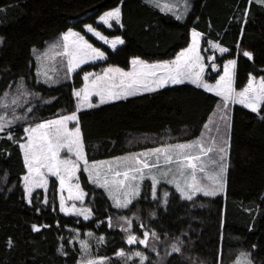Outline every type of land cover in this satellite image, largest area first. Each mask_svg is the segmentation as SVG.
Segmentation results:
<instances>
[{"label":"trees","instance_id":"trees-1","mask_svg":"<svg viewBox=\"0 0 264 264\" xmlns=\"http://www.w3.org/2000/svg\"><path fill=\"white\" fill-rule=\"evenodd\" d=\"M118 6L119 24L109 28L99 23L103 13ZM86 25L108 37L119 36L124 43L113 49L88 35ZM193 29L203 34V47L216 40L228 48L215 62L222 66L236 60V89H242L251 75H264V6L253 0H192L183 20L149 0H0V96L8 92L10 101L21 84L31 93L15 107V115L27 119L12 126L14 140L0 133V264H80L82 240L88 242L92 258L108 257L110 264H125L116 255L121 249L131 256L127 264H140V258L132 256L137 251L149 257L144 264H234L243 253L255 264H264V110L257 114L243 105L233 106L226 192L217 198L187 201L161 184L159 190L171 189L165 203L152 198L149 185L128 208H116L84 172L80 180L93 212L89 220L60 211L55 178L47 193L36 190L31 203L26 198L27 168L19 147L25 140L23 128L74 112V90L83 85L84 73L108 66L129 69L133 58L172 60L189 45ZM69 30L87 35L105 59L79 68L68 83L36 82L33 49ZM245 51L251 59L243 55ZM212 74L207 79L215 81L219 72ZM219 102L213 94L185 84L151 97L80 111L88 160L152 147L160 137L155 134L167 131L171 141L193 140ZM7 114L11 118V107ZM121 217L131 221L128 231L123 230L128 225ZM33 225L40 230L34 231ZM144 231H155L160 239L150 235L147 247L127 243L128 235L141 239ZM173 244L180 247L179 253L172 252Z\"/></svg>","mask_w":264,"mask_h":264},{"label":"snow or ice","instance_id":"snow-or-ice-1","mask_svg":"<svg viewBox=\"0 0 264 264\" xmlns=\"http://www.w3.org/2000/svg\"><path fill=\"white\" fill-rule=\"evenodd\" d=\"M150 2L162 11L174 12V5H162L159 0H150ZM257 2H264V0H257ZM249 3H251V0H249ZM184 11L185 13L188 11L187 0L184 2ZM121 16V8L116 7L105 12L99 19L104 25L111 28V22L115 21L119 24ZM176 18L182 19V15H177ZM86 27L89 32H92L104 43L110 44L113 49L118 44L124 43V40L119 36L108 40L100 32L95 31L91 25H86ZM191 35V45L181 51L173 61L148 64L139 58H135L131 61V71L125 72L119 68H108L104 71V75L96 76L90 82L89 78L93 74L85 73L83 77L84 87L74 92V95L78 98L76 111L69 115L61 114L56 119L36 123L34 127L29 125L23 128V131L27 134V139L25 143L19 144V147L23 151V161L28 171L23 180L29 203L32 202V192L35 188L47 187L48 175L59 180L61 193L67 188L68 200L83 201L86 193L82 191L78 182L79 178L76 175L80 170L81 163L88 173V180L105 189L116 208H128L133 199L139 197L140 185L146 177L151 180V192L154 199L156 198V186L161 182V179L174 185L181 196L187 200H192L198 193H202L204 196H216L225 190L229 149L227 129L230 128V124L227 123V117L224 116L220 117L222 121H225L223 134H221L219 126H216V135L214 136L205 137L202 134L199 139L188 143L164 144L143 153L117 158L115 165L110 162H93L89 164L84 152L77 112L85 106L88 108L96 107L97 105L91 103V97L94 95L99 97L100 104H105L135 96L140 91L153 92L168 84H183L185 80H188L198 88L215 92L217 96L222 98L224 107H227L229 103H240L253 113L259 114L264 110V76L259 78L258 83L255 77H251L247 86L237 92L233 86L234 81L231 71L236 66V60L233 59L224 65V75L220 76L215 84L205 82L204 73L209 65L205 64V58L200 54L199 44L202 34L193 29ZM62 39L63 51L56 52L55 55H62L67 58L69 72L76 71L81 64L87 62V59L105 58L104 52L94 48L79 33L69 30L63 35ZM211 46L218 48L221 53L228 51L227 48H223L219 44L212 43ZM243 55L249 59L252 57V54L247 51L243 52ZM45 58L53 59L54 56L45 54L44 57H41V59ZM207 59L213 61L210 67L215 69V58L209 56ZM38 75L45 77V83L51 80L47 71L41 72L38 69ZM16 93L10 101L8 92L0 96V110H3V114H0V133L6 132L8 140H14L12 126L17 121L27 119L26 116H16L15 107L20 106L21 98L31 95V93H27L22 84L17 86ZM24 102L27 103V100L25 99ZM10 107L13 114L9 119L7 110ZM32 111V108L27 109V112ZM261 119H264V115H261ZM73 121H76V126L69 128V123ZM204 127L211 131L208 124H205ZM62 150H66L68 154L65 158H61L60 153ZM73 180L77 182L73 183ZM163 195L164 202L167 203L169 193L164 192ZM45 203H47V200H45ZM60 211L83 215L85 220L91 216L90 208H77L75 203L72 204L71 208L65 207V197L63 195L60 196ZM121 219H124L128 225V228L123 230L128 231L131 227V221L125 217H121ZM109 221H111V217H109ZM32 227L34 231L40 230L36 225ZM109 227H111V223H109ZM88 235L92 236L93 234L88 233ZM150 235L155 237L157 241L160 239L155 231L151 233L144 231L143 239L130 234L127 237V243L134 244L138 242L147 247ZM98 242L102 243L103 237H99ZM9 246H11V242H9ZM80 247L82 252L80 264H110V258L108 257L91 258L87 241H80ZM151 250L156 251V248L153 247ZM60 251L63 252V248ZM180 251L178 245H172V252L179 253ZM116 255L124 258L125 264H127L128 259H131V256L126 254L123 249L118 251ZM132 256L139 257L140 264H144L145 261L149 260L147 255L139 251L132 253ZM241 256L246 258L247 254H241ZM237 264H241L239 259ZM246 264H251V261L246 260Z\"/></svg>","mask_w":264,"mask_h":264},{"label":"rangeland","instance_id":"rangeland-1","mask_svg":"<svg viewBox=\"0 0 264 264\" xmlns=\"http://www.w3.org/2000/svg\"><path fill=\"white\" fill-rule=\"evenodd\" d=\"M149 1H150V0H149ZM191 1H192V0H187L188 11H189V8H190V5H191ZM253 1H256V2H257V0H253ZM159 2H160L162 5H163V4L174 5V12H168V11L165 10L166 13L172 14V15H174V16H175L176 13H178L179 15H182V16H185V17H186V15H187V13H188V11H187L186 13H185V11H184V2H185V0H159ZM257 3H258V2H257ZM152 4H153V3H152ZM259 4H261V5L264 6V2H259ZM153 5H154V4H153ZM118 7H120V6H118ZM120 8H121V7H120ZM109 11H110V10H109ZM103 14H104V13H103ZM103 14H102V15H103ZM102 15H101V16H102ZM98 21H99V23L103 24V22H101L100 19H98ZM111 23H112V26H113V24L116 23V22H115V21H112ZM116 24H118V23H116ZM103 25H104V24H103ZM105 26L108 27L107 25H105ZM92 27H93V26H92ZM93 29H95V31L100 32L99 30H97V29L94 28V27H93ZM85 30H86V32H87L88 35L93 36V37H94L95 39H97L99 42H101V43H103V44H105V45L111 47L110 44H106V43H104V41L100 40V39H99L98 37H96L92 32H89V31L87 30V27H85ZM71 31H72V32H75V33H79V34H80L81 36H83L84 39L87 40L88 43H90L94 48H98L97 46H95V45H94V44L88 39L87 35H85V34L79 32V31H75V30H71ZM196 31H197V30H196ZM67 32H68V31H67ZM67 32H65V33H67ZM197 32H199V31H197ZM65 33H63L62 35L57 36V37H55V38H53V39L47 41L43 47L33 49V59H34V62H35V79H36V82L41 83V84H45V85H47V86H57V85L65 84V83H68V82L72 81V73L76 72L79 68H81V67H83V66H85V65L92 64V63H96V62H98V61H101V60H104V59H105V58H104V59H95V60H94V59H87V62L81 64L80 67L76 69V71H74V72H69L68 69H67V58L64 57V56H62V55H55L56 52H62V51H63V49H62L63 39H62V38H63V35H64ZM100 33H101V32H100ZM191 33H192V31H191ZM199 33H200V32H199ZM101 34H102L103 36L107 37L108 40H112V39L115 38V37H108V36H106V35L103 34V33H101ZM209 42H211V43H209ZM191 43H192V35H191L190 45H191ZM212 43L219 44V43H216L214 40H209L208 43H207V45H206L205 47H203V46H204V45H203V37H201V39H200V44H199V47H200V54H201V56H203V57L205 58V60H204L205 64H206V65H209V67H206V69H205V73H204V80H205V82H207V83H209V84H210L211 82L207 79V76L210 75V74H212V73L215 74V73L219 72V75H218V77L216 78V81H217V80L220 78V76L224 75V65L227 64V62H224L222 66H219V65L215 62L216 56H220V55H223V54H221V52L219 51L218 48H213V47L211 46ZM118 45H119V44H118ZM118 45H117V46H118ZM219 45H220V44H219ZM53 46H55V48H53ZM222 46H223V45H222ZM188 47H189V46H188ZM188 47H187V48H188ZM223 47H224V46H223ZM111 48H112V47H111ZM225 48H226V47H225ZM98 49H100V48H98ZM185 49H186V48H185ZM227 49H228V48H227ZM183 50H184V49H183ZM100 51L103 52L102 49H100ZM180 52H181V51H180ZM180 52H179V53H180ZM227 52H228V51H227ZM179 53H178V54H179ZM45 54H48L49 56H54V58H53V59H47V58H45V59H41V57H44ZM178 54H177V55H178ZM177 55H176V56H177ZM105 56H106V55H105ZM176 56H175V57H176ZM209 56L215 58V59H214V62H215V64H216V68H215V69H213V68L210 67V65L213 63V61L207 59ZM175 57H174L172 60H174ZM142 60H143V59H142ZM172 60H167V61H172ZM229 60H231V59H229ZM234 60H235V59H234ZM144 61H147V60H144ZM227 61H228V60H227ZM147 62L152 63V62H158V61H147ZM163 62H164V61H163ZM108 68H119V69H122V68H120V67H118V66H108V67H106V68H105L103 71H101V72H94V71L87 72V73H92V74H93V76L89 78V82H90L92 79H94L96 76L104 75V71H105L106 69H108ZM38 69H39L41 72H43V71H47L48 76L51 77V80H50L48 83H45V77H44L43 75H38ZM122 70L125 71V72H127V71L124 70V69H122ZM231 71H232V74H233V81H234L233 86H234L235 90H236L237 92H239V91L243 90V89L247 86L248 83H247L242 89H236V87H235V70H234V69H231ZM213 74H212V75H213ZM84 75H85V73L83 74V77H84ZM111 75H116V74H111ZM263 76H264V75H263ZM251 77H255V78H256V82L258 83V82H259V78H260L261 76H253V75H251L250 78H251ZM250 78H249V79H250ZM83 81H84V79H83ZM185 81H188V80H185ZM188 82H190V81H188ZM84 84H85V81H84L83 85H82L80 88H76V89L74 90V92H75V91H79V90H81V89L84 87ZM74 97H75V105H77V103H78V98H77L75 95H74ZM219 100H220V102H219L218 105H220V107L217 106L216 111L214 112V114H213V116H212L211 122H209V124H208V125H209V129H211V131H209L208 129H205V130L203 131V133H202L205 137H207V136H209V135H213V136L216 135V132H215V127H216V126H219V128L221 129V134H223V132H224V130H225V121H222V120L220 119V117H221V116L227 117V123L230 124V122H231V112H232V108H233V106H234V105H242V104H240V103H235V104H233V103H229V104L227 105V107H224V104H223V100H222V98H220ZM91 103L94 104V105H97L96 107L100 106V103H99V97H98V96H95V95L92 96V97H91ZM243 106H244V105H243ZM93 108H95V107H93ZM89 109H92V108H88V107L85 106V107L81 108L80 111H83V110H89ZM247 109H248V108H247ZM74 111H76V107H75V110H74ZM80 111H79V112H80ZM79 112H77V116H78V113H79ZM71 113H72V112H71ZM71 113H68V114H66V115H69V114H71ZM58 117H59V116H58ZM58 117H53V118H51V119H56V118H58ZM8 118L10 119L9 116H8ZM48 120H49V119H48ZM44 121H46V120H44ZM17 122H18V121H17ZM17 122H16V123H17ZM41 122H43V121H41ZM78 122H79V118H78ZM16 123H15V124H16ZM38 123H40V122H38ZM15 124H14V125H15ZM35 124H36V123H35ZM35 124H32L31 126L34 127ZM14 125H13V126H14ZM28 126H29V125H28ZM28 126H26V127H28ZM75 126H76V121H73V122H70V123H69V128H73V127H75ZM26 127H25V128H26ZM79 127H80V123H79ZM80 130H81V129H80ZM230 130H231L230 128L227 129V132H228V137H227V138H228V140H229V146H230V133H231ZM169 136H170L169 134H166V135H163V136L158 137V140H159V141L155 142V143H154L155 145L152 146V147H148V148L141 149V150H130V151H126V152H124V153H122L121 155L116 156V157H111V158H107V159H101V160H97V161H89V160H88V157H87L86 150H85V145H84V142H83L82 132H81L82 142H83V145H84V152H85V154H86V157H87V160H88L89 164H92L93 162H110V163H112L113 165H115L116 162H117V158L126 157V156H129L130 154H135V153H143V152H146V151L149 150V149L156 148V147H161V146L164 145V144H182V143H188V142L193 141V140H190V141H178V140L171 141L170 139H171L172 137H171V136L169 137ZM26 139H27V134L25 133V140H24V142H22V143H25V142H26ZM153 141H154V140H153ZM130 145H132V144H130ZM22 152H23V151H22ZM60 155H61V158H65L68 154L66 153V150H62L61 153H60ZM227 164H228V167H229V149H228ZM82 172L86 173V175L88 176V173L84 170L83 164L81 163L80 170L77 172L76 175H77V177L79 178L78 182H79V184H80V187H81L82 191H83L84 193H86V191H85V190L83 189V187H82L81 180H80V174H81ZM227 172H228V170H227ZM27 174H28V171L26 172L25 175H27ZM25 175H24V176H25ZM51 178H55V179L58 181V194H57V196H58L59 205H60V196L63 195V196L65 197V207L71 208V207H72V204L75 203V205H76L77 208H81V207H82V208H86V209H88V208L91 209V207H89V206L86 204V195H85V198H84L83 201H72V200H68V199H67V197H68V190H67V188H65L64 191H63V193H61V191H60V187H59V180H58L56 177L51 176V175H48V176H47V180H48L47 187H46V188H39V187H38V188H35V189L33 190V192H32V195L34 194V192H35L36 190H39V189H42V190H44L45 193H47V192H48V189H49V186H50ZM226 181H227V174H226ZM76 182H77L76 180H73V183H76ZM161 184L170 186L173 190H175V191L180 195V197H181L183 200H187V199H184V198L181 196L180 192H178V191L176 190V188H175L174 185L169 184V183H166L163 179H161V182L156 186V198H160V199H163V200H164V199H165V198H164V195H163L164 192H168V193H169V195H168L167 198L170 197L171 189H161V190H159ZM23 185H24V180H23ZM149 185H150V189H151V180H150L149 178L146 177V178L144 179V181H143V182L141 183V185H140V195H139V197L141 196L143 190H145V189L147 188V186H149ZM24 189H25V186H24ZM104 190H105V189H104ZM105 191H106V190H105ZM225 192H226V186H225V190H224L223 192L217 194L216 196H205V197H209V198H217V197H219V196L225 194ZM106 193H107V191H106ZM25 194H26L27 201L29 202V197H28V195H27L26 189H25ZM107 194H108V193H107ZM108 196H109V195H108ZM151 196H152V192H151ZM201 196H204V195H203L202 193H198L196 196L193 197V199H196V198L201 197ZM139 197L133 199L132 203H133L134 201H136L137 199H139ZM152 198H153V196H152ZM153 199H154V198H153ZM193 199H192V200H193ZM111 200H112V199H111ZM187 201H190V200H187ZM112 202H113V201H112ZM132 203H131V204H132ZM113 204H114V203H113ZM131 204H130V205H131ZM63 213H64V214H67V215H74V216L81 217L82 219H84L83 215H77V214H75V213H71V214H69V213H66V212H63ZM92 217H93V212H92V209H91V216H90L89 219H91ZM89 219H87V220H89ZM84 220H85V219H84ZM141 239H143V238H141ZM134 244H136V243H134ZM243 254H247V253H243ZM91 258H92V257H91ZM238 259L241 261V264H246V260H250V261H251V264H255V263L252 261V259L249 257L248 254H247L246 258H245V257H242V256L240 255V256L237 258V260H235V263H234V264H237Z\"/></svg>","mask_w":264,"mask_h":264},{"label":"crops","instance_id":"crops-1","mask_svg":"<svg viewBox=\"0 0 264 264\" xmlns=\"http://www.w3.org/2000/svg\"><path fill=\"white\" fill-rule=\"evenodd\" d=\"M151 3V2H150ZM152 4V3H151ZM156 7V6H155ZM158 8V7H157ZM158 9H160V8H158ZM161 10V9H160ZM165 12V11H164ZM177 15H179L178 13H176L175 14V17L177 16ZM185 16H182V19H180V20H183V18H184ZM202 37H203V34H202ZM216 43H219V41H216V40H214ZM220 44V43H219ZM188 46H190V43H189V45ZM187 46V47H188ZM220 46L221 47H223L221 44H220ZM186 47V48H187ZM223 48H225V47H223ZM183 51V50H182ZM225 53H227V52H224V53H221V54H225ZM176 58V57H175ZM133 59H135V58H133ZM132 59V60H133ZM140 59V58H139ZM131 60V61H132ZM140 60H142V59H140ZM175 60V59H174ZM231 60H233V59H231ZM142 61H144V60H142ZM173 61V60H172ZM229 61V60H228ZM228 61H225V62H228ZM146 63H148V64H157V63H160V62H163V61H158V62H152V63H150V62H147V61H145ZM235 68H236V66H235ZM235 68H234V70H235ZM124 70H126L127 72H129V71H131L132 70V64L130 65V68L129 69H124ZM210 81V80H209ZM211 83L210 84H215V82H216V80L215 81H210ZM185 84H187V85H190V86H192V87H195V88H197V89H200V90H203L204 92H207V93H210V94H213L214 96H216V97H218L219 99L221 98V97H219V96H217L216 94H215V92H208L207 90H205L204 88H198L196 85H194V84H192L191 82H188V81H185L183 84H168V85H166L165 87H163V88H158V89H156L155 91H153V92H145V91H140L137 95H135V96H129V97H127L126 99H120V100H114V101H110V102H108V103H105V104H100V106H102V105H106V104H117V103H121V102H127V101H129V100H133V99H136V98H141V97H145V96H154L156 93H159L160 91H162V90H164V89H167V88H172V87H176V86H181V85H185ZM249 109V108H248ZM250 110V109H249ZM216 111V110H215ZM214 111V112H215ZM214 114V113H213ZM213 114L209 117V119H208V121L205 123V124H209V122L211 121V119H212V116H213ZM205 126V125H204ZM203 126V129H202V131H201V133H200V135L197 137V138H195V139H193V141L194 140H197V139H199L200 137H201V135H202V133H203V131L205 130V127ZM169 132H171V131H167V133L169 134ZM167 133H161V134H155V136H163V135H165V134H167Z\"/></svg>","mask_w":264,"mask_h":264}]
</instances>
